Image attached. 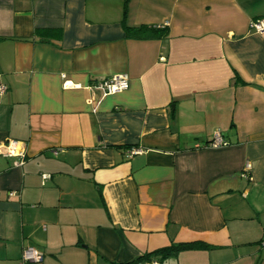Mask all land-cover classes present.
I'll list each match as a JSON object with an SVG mask.
<instances>
[{
	"label": "crops",
	"instance_id": "crops-1",
	"mask_svg": "<svg viewBox=\"0 0 264 264\" xmlns=\"http://www.w3.org/2000/svg\"><path fill=\"white\" fill-rule=\"evenodd\" d=\"M262 17L264 0H0V143L26 148L19 167L0 154V264L26 245L123 264L184 242L176 264H264ZM113 75L128 88L93 86Z\"/></svg>",
	"mask_w": 264,
	"mask_h": 264
},
{
	"label": "built area",
	"instance_id": "built-area-1",
	"mask_svg": "<svg viewBox=\"0 0 264 264\" xmlns=\"http://www.w3.org/2000/svg\"><path fill=\"white\" fill-rule=\"evenodd\" d=\"M249 29L257 33L264 32V17L250 21ZM61 76L63 78L64 87L74 86L70 80L65 79L63 74ZM93 86L100 89L105 95L114 94L128 88V78L125 75H113L94 83ZM4 91L5 86L0 83V94ZM227 145L228 142L223 138V135L220 131H214L211 140L207 143V146L210 148H220ZM141 152L142 149L140 147L131 146L127 149L125 155L129 159L135 154H139ZM0 154L4 157L14 158L13 165L15 167H19L24 163L26 158L25 144L22 141L7 140L3 143H0ZM251 169L252 166L250 161L246 160L240 171L241 177L249 179ZM41 176L42 179L45 180L49 177V174H42ZM9 194L13 195L14 191H10ZM20 260L21 264H42L43 253L31 245H26L22 247ZM139 264H160V262L157 259H153Z\"/></svg>",
	"mask_w": 264,
	"mask_h": 264
},
{
	"label": "trees",
	"instance_id": "trees-1",
	"mask_svg": "<svg viewBox=\"0 0 264 264\" xmlns=\"http://www.w3.org/2000/svg\"><path fill=\"white\" fill-rule=\"evenodd\" d=\"M124 29L128 36L137 37V38H144L148 36L158 37L163 33V31H159V29L157 28L146 27L142 25L136 26V27H128L125 25ZM198 245L199 244L197 242L171 243L168 246L155 249L148 253H144L141 256H138L132 259L131 261L123 263V264H139L141 261L153 260V259H156V257H158L161 260L163 258L176 255L180 250L195 248Z\"/></svg>",
	"mask_w": 264,
	"mask_h": 264
},
{
	"label": "rangeland",
	"instance_id": "rangeland-1",
	"mask_svg": "<svg viewBox=\"0 0 264 264\" xmlns=\"http://www.w3.org/2000/svg\"><path fill=\"white\" fill-rule=\"evenodd\" d=\"M167 260H169V262H170V264H176V257H172V256H170V257H168V259ZM167 262V261H166Z\"/></svg>",
	"mask_w": 264,
	"mask_h": 264
}]
</instances>
